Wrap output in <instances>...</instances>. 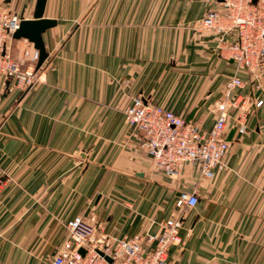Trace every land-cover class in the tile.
Returning <instances> with one entry per match:
<instances>
[{
	"label": "crops",
	"instance_id": "0c3cea01",
	"mask_svg": "<svg viewBox=\"0 0 264 264\" xmlns=\"http://www.w3.org/2000/svg\"><path fill=\"white\" fill-rule=\"evenodd\" d=\"M35 3L0 0L28 19ZM214 5L46 0L43 16L56 25L42 34L40 79L25 91L0 86V264H50L76 215L115 238L154 232L156 222L181 215L182 191L199 200L183 215L182 243L169 249L173 264H264V103L244 132L229 120L226 168L210 179L191 163L165 174L124 120L139 95L207 131L236 72L249 82L239 92L264 100V64L254 75L237 70L215 33L194 30ZM29 44L15 39L13 56L22 59Z\"/></svg>",
	"mask_w": 264,
	"mask_h": 264
},
{
	"label": "built area",
	"instance_id": "2783aa9c",
	"mask_svg": "<svg viewBox=\"0 0 264 264\" xmlns=\"http://www.w3.org/2000/svg\"><path fill=\"white\" fill-rule=\"evenodd\" d=\"M212 2L215 7L194 23V30L215 33L221 55L231 58L237 70L247 69L254 75L264 64V0ZM23 18V13L0 6V86L4 90L25 91L40 79L41 67L36 69L39 53L32 43L23 50L22 59L12 54L13 34ZM229 37L233 40L228 41ZM248 83L238 72L224 80L217 102L218 116L207 131L199 123L187 121L139 95L125 108L124 120L130 128L140 132L137 148L146 151L165 174L173 177L183 164L191 163L198 167L202 178H214L226 168L229 120L235 131L244 132L247 118L264 103L263 98L253 93L239 92L248 87ZM260 88L259 82H251V90ZM198 200L195 191L180 192L175 200V206L182 212L180 216L156 222L154 232L147 227L132 237L115 238L106 232L101 222L76 215L65 222L67 237L50 264H173L169 249L182 243L183 215L195 207Z\"/></svg>",
	"mask_w": 264,
	"mask_h": 264
},
{
	"label": "water",
	"instance_id": "95a60500",
	"mask_svg": "<svg viewBox=\"0 0 264 264\" xmlns=\"http://www.w3.org/2000/svg\"><path fill=\"white\" fill-rule=\"evenodd\" d=\"M45 4L46 0H36L33 17L29 19L23 18L20 21L18 29L13 34L14 39H26L27 41L32 43L35 49L38 50L39 56L36 63V69H39L47 58V51L43 42L42 34L48 28L56 25V21L54 19L46 18L43 16ZM191 118L192 115L187 118V121ZM233 133L234 131L232 129L228 137L231 138ZM81 251L83 252V249H81Z\"/></svg>",
	"mask_w": 264,
	"mask_h": 264
},
{
	"label": "rangeland",
	"instance_id": "374dc122",
	"mask_svg": "<svg viewBox=\"0 0 264 264\" xmlns=\"http://www.w3.org/2000/svg\"><path fill=\"white\" fill-rule=\"evenodd\" d=\"M245 88H247V85H246V87Z\"/></svg>",
	"mask_w": 264,
	"mask_h": 264
}]
</instances>
